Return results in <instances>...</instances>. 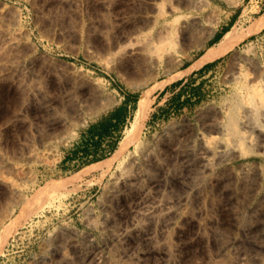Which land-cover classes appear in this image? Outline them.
<instances>
[{
    "label": "rangeland",
    "instance_id": "rangeland-1",
    "mask_svg": "<svg viewBox=\"0 0 264 264\" xmlns=\"http://www.w3.org/2000/svg\"><path fill=\"white\" fill-rule=\"evenodd\" d=\"M58 1L0 0V231L18 222L0 264H264V139L250 138L245 129L242 145L221 135L233 151L211 168L193 167L189 154L216 135L212 118L225 125L235 115L239 125H258L264 136V103L253 99L258 93L264 100V0H205L198 8L184 0L189 6L179 0ZM253 5L260 8L252 13ZM237 19L244 37L236 47L196 62ZM164 22L171 24L169 34ZM195 24L203 27L195 30ZM175 30L191 37L177 38ZM150 45L159 50L149 53ZM165 54L181 60L166 61ZM144 90L151 107L138 146L131 143L122 161L110 159L121 139L100 160L92 159L111 142L86 156L96 146L89 126L129 94L123 137ZM64 179L70 181L57 191L20 203Z\"/></svg>",
    "mask_w": 264,
    "mask_h": 264
},
{
    "label": "bare ground",
    "instance_id": "bare-ground-1",
    "mask_svg": "<svg viewBox=\"0 0 264 264\" xmlns=\"http://www.w3.org/2000/svg\"><path fill=\"white\" fill-rule=\"evenodd\" d=\"M56 1H58V0H56ZM64 2L66 1V0H63ZM185 2H191V6H192V4H193V6L194 5H198V4H201L202 2H204V4H205V0L203 1V0H195V3H192L193 2V0L191 1V0H184ZM59 2V1H58ZM64 2H61V0H60V4L61 3H64ZM154 2V1H153ZM153 2H152V5H153ZM178 2V1H177ZM179 2H180V5H179V3H178V5L179 6H184V3L185 2H183L182 4L183 5H181V1L179 0ZM57 3V2H56ZM157 3V2H156ZM158 4H160V3H157V5ZM161 4H162V2H161ZM204 4H201V5H204ZM154 5H155V2H154ZM165 4H163V6H164ZM187 5V4H186ZM184 6V7H187V6H189V4L187 5V6ZM200 5V6H201ZM158 6H161V7H159V8H162V10L164 9V7H162V5H158ZM158 6H155V8L157 7V10H154V11H158ZM175 7V6H174ZM177 7V6H176ZM175 7V8H176ZM195 7H199V5L198 6H195ZM195 7H193V8H195ZM202 7V6H201ZM171 8V7H170ZM175 8H173V9H175ZM190 8V7H189ZM259 6H254L253 5V7H251V8H249V12H254V11H257V10H259ZM172 9V8H171ZM160 10V9H159ZM161 11V10H160ZM172 11V10H171ZM159 12V11H158ZM161 13L162 12H160V13H158V14H160V16H161ZM157 14V15H158ZM185 15H186V13H185ZM241 15V14H240ZM151 16V15H150ZM182 16V15H181ZM184 16V15H183ZM152 17V16H151ZM177 17V16H176ZM175 16H174V19L176 18ZM156 18V17H155ZM178 19H179V17H177ZM151 19V18H150ZM178 19H176V22H177V20ZM188 19H192V18H188ZM195 19H199V17L197 16V18H196V16H195ZM153 20H154V22H155V19H154V16H153ZM183 20H184V18H183ZM186 20V19H185ZM184 20V21H185ZM193 20V19H192ZM168 21V20H167ZM175 21V20H174ZM195 21V20H194ZM192 22V24L193 23H196V22ZM197 21V20H196ZM150 22H153L152 21V19L150 20ZM153 22V23H154ZM170 22V21H169ZM168 22V23H169ZM198 22V21H197ZM166 22H164V24H163V28L166 26V25H171L170 23L169 24H165ZM185 23H187L186 21H185ZM200 23H201V21H200ZM174 24V23H173ZM180 24H181V21H180ZM184 24V22L182 23V25ZM188 24V23H187ZM191 24V25H192ZM204 24V23H203ZM165 25V26H164ZM185 25V28L184 29H190L191 28V26H189L188 28H186L187 26H186V24H184ZM199 24H195V26L196 27H194L195 28V30H199L200 29V27L198 26ZM176 26H178L177 24H176ZM176 26L174 27V29H176ZM193 26H194V24H193ZM197 26H198V28H197ZM170 28H171V26H169ZM202 27H203V25H202ZM201 27V28H202ZM242 27H243V24H242V22L239 20V19H237V20H235L233 23H232V25L222 34V36L215 42V43H213V44H211V45H209V46H207L206 48H205V50L201 53V55H199V57H198V59L196 60V62H198L199 64H205V63H207V62H211V61H214V60H216L217 58H219V57H221V56H223V55H225L226 53H228L230 50H232V49H234L235 47H236V45L242 40V38L244 37V35L242 34ZM259 27H261V28H263L264 27V11L261 13V15H260V20H259ZM162 28V27H161ZM168 27L166 26V30L167 31H165L166 33H168L169 32V30L168 29H170V28H168ZM177 28H179V27H177ZM181 28H183L182 26H180V30H181ZM193 28V27H192ZM158 29H160L159 27H158ZM184 29H183V32H184ZM179 30V29H178ZM180 30H179V33H180ZM193 30V29H192ZM195 30H193V31H195ZM159 31V30H158ZM161 31H162V29L160 30V32L158 33L159 35H163L164 34V32L163 33H161ZM182 31V30H181ZM171 32V31H170ZM173 32V31H172ZM171 32V33H172ZM174 32H176V30L174 31ZM196 32V31H195ZM212 32V31H211ZM170 33V34H171ZM178 33V31L176 32V34ZM179 33H178V35H179ZM182 33V32H181ZM186 33V32H185ZM188 33L189 34H193V33H191L190 31H188ZM144 34V33H143ZM157 34V35H158ZM169 34V33H168ZM176 34H174V36L176 35ZM161 35V37H164V38H161L160 37V39L161 40H165V36H162ZM164 35H166V34H164ZM172 35V34H171ZM170 35V36H171ZM183 37H185L184 39H186V37L187 36H190V35H183V34H181ZM181 35H179L177 38H181ZM194 35V34H193ZM193 35H192V37H193ZM209 35H211V33H209ZM167 36V35H166ZM142 37V36H141ZM146 37L148 38L149 36H147L146 35ZM182 37V38H183ZM191 37V36H190ZM189 37V38H190ZM206 37V36H205ZM207 37H208V35H207ZM140 38V37H139ZM176 38V37H175ZM181 38V39H182ZM141 40H143L142 38H140ZM159 39V38H158ZM167 39V38H166ZM169 39V38H168ZM171 39V38H170ZM169 39V40H170ZM183 39V40H184ZM187 39H188V37H187ZM139 40V39H138ZM141 40H140V43H141ZM145 40V39H144ZM161 40H158V41H160L161 42ZM177 40V39H176ZM204 40H206V39H204ZM150 41H152L151 40V37H150ZM150 41H147V42H150ZM165 41H167V40H165ZM171 41V40H170ZM170 41L169 42H166L167 43V45L168 44H170ZM172 41H174V42H176L174 39H172ZM172 41H171V43H172ZM178 41H180V40H178ZM177 41V42H178ZM185 41L186 40H184V43H185ZM187 41H189V40H187ZM186 41V42H187ZM203 41V40H202ZM146 42V43H147ZM154 42V41H153ZM152 42V43H153ZM176 42V43H177ZM183 42V41H182ZM182 42H180V44L182 43ZM139 43V41L137 42V44ZM139 43V44H140ZM144 43V45H145V41L143 42ZM142 43V44H143ZM155 43H157V42H155ZM175 43V45H177ZM165 43H163L162 42V45H164ZM178 44H179V42H178ZM179 44V45H180ZM183 44V43H182ZM186 44V43H185ZM136 45V44H135ZM160 45H161V43H160ZM161 45V46H162ZM174 45V44H173ZM184 45V44H183ZM202 45V44H201ZM138 46H140V45H138ZM142 46V45H141ZM157 47L159 46V45H156ZM160 46V47H161ZM185 46V45H184ZM135 47H137V45L135 46ZM145 47H147L146 45H145ZM157 47L156 48H154V46L152 47L151 45H150V47L148 48V52L150 53V52H152V54H153V52L155 51V49H157ZM164 47H165V45H164ZM164 47H163V52H164ZM169 47L171 48V46L169 45ZM172 47H174V46H172ZM134 48V47H133ZM142 48V47H141ZM151 48V49H150ZM152 48H153V50L154 51H150V50H152ZM132 49V48H131ZM144 49V48H143ZM166 49V48H165ZM175 49V48H174ZM173 49V50H174ZM133 50H135V48L134 49H132L131 51H133ZM139 50H140V48H139ZM139 50H137L136 52H135V54H138L139 52ZM142 50V49H141ZM145 50V49H144ZM157 50H159V49H157ZM157 50H156V52H157ZM170 50V49H169ZM186 49H184V50H181V51H185ZM127 51H129V48H128V50ZM128 52V53H132V52ZM168 51V50H167ZM172 51V50H171ZM176 51V50H175ZM125 52H126V50H125ZM138 52V53H137ZM143 53H144V51H142ZM147 52V53H148ZM156 52H154V53H156ZM160 52H162V51H160ZM160 52H158L157 54H158V56H156L155 58H157L158 57V59L159 58H162L163 56H161V53ZM162 52V53H163ZM170 52V51H169ZM127 53V52H126ZM133 53H134V51H133ZM143 53H141L140 52V54H143ZM168 53V52H167ZM171 53V52H170ZM169 53V54H170ZM176 53H178V52H176ZM172 54V53H171ZM180 54V53H179ZM130 55V54H129ZM144 55V54H143ZM148 54H146V56H147ZM155 55V54H154ZM189 55V54H188ZM188 55H187V59H188ZM138 56V55H137ZM146 56H144V57H146ZM166 54H165V58H166ZM176 56V55H175ZM181 56V55H180ZM179 56V57H180ZM46 57V56H45ZM140 57H141V55H140ZM148 57H149V55H148ZM151 57V59L153 60L154 58H152L153 56H150ZM168 57L169 58H171L172 57V60L174 61V62H176L177 60H181V59H177L176 57H174V59H173V55H171V56H169L168 55ZM167 57V58H168ZM26 58H28V57H26ZM38 58V57H37ZM40 58H42V57H40ZM166 58V59H167ZM49 59V58H48ZM166 59H164V60H166ZM28 60H30V58H28ZM155 60V62H156V60L157 59H154ZM24 61H25V59H24ZM31 61V60H30ZM29 61V63H31ZM32 61H33V59H32ZM41 61V60H40ZM46 61V60H45ZM49 61V60H48ZM158 61V60H157ZM166 61H170V62H172L171 60H166ZM182 61H184V60H182ZM26 62L28 63V61L26 60ZM42 62H43V60H42ZM47 62V61H46ZM45 62V63H46ZM53 62V61H52ZM154 62V61H153ZM162 62V61H161ZM165 62V61H164ZM174 62H172V63H174ZM179 62V61H178ZM181 62V61H180ZM35 63V62H34ZM48 63V62H47ZM156 63H159V62H156ZM166 63V62H165ZM169 63V62H168ZM32 64V63H31ZM44 64V63H43ZM161 64V63H160ZM170 64V63H169ZM51 65V64H50ZM179 65V64H178ZM32 66V65H31ZM35 66V65H34ZM40 66V65H39ZM42 66V65H41ZM48 66V65H47ZM46 66V67H47ZM166 66H167V64H166ZM10 67H12V68H14L13 67V65L11 64L10 65ZM45 66H44V69L46 68ZM49 69V68H48ZM54 69V68H53ZM57 71V70H56ZM54 72V71H53ZM49 73V72H48ZM51 74H52V72H51ZM263 75H264V73H263ZM263 75H262V79H264V77H263ZM249 82V81H248ZM250 83V82H249ZM257 85V84H256ZM260 85V84H259ZM246 87H248V86H246ZM250 87V86H249ZM264 88V87H263ZM249 89V88H248ZM261 89H262V87H261ZM250 91H252L251 89H249ZM248 90V91H249ZM254 91V92H253ZM252 92H253V94L252 95H249V92L247 93L246 91H244V92H246V94H243V95H246L249 99H248V101H251L252 99H251V97H249V96H254V95H256V92H255V90H253ZM261 91V90H260ZM249 95V96H248ZM258 93H257V97H258ZM246 96L244 97V99H246ZM261 96V95H260ZM260 96L258 97V98H260ZM255 97L256 96H254V101L255 100H259L260 101V103L262 102V103H264L263 101L264 100H260V99H262L263 97H261L260 99H257V97H256V99H255ZM243 101V100H242ZM253 100L251 101V103H253L254 102ZM237 102H239V101H237ZM256 102V101H255ZM243 103V102H242ZM257 103V102H256ZM260 103H258L259 105H260ZM244 104V103H243ZM240 105V104H239ZM254 105V104H253ZM256 105L257 104H255V106H254V109H256V111H257V107H256ZM262 105V104H261ZM150 107H151V98H149V91L148 90H144L142 93H141V96H140V99H139V101H138V107H137V109H136V113H135V116H134V119L132 120V125L129 127V128H127L126 130H125V132H124V135H123V137L121 138V140H120V142H119V145H118V147H117V149L114 151V153H113V155H112V157L110 158L111 159V161L112 160H114V159H120L121 161L123 160V159H125V157H126V151H128L127 149L129 148V146H130V144L131 143H135L136 144V146H138V142H137V140H136V138H137V136L139 135V133L141 132V130H142V127H143V125H144V121L146 120V118H147V116H148V113H149V111H150ZM240 107H241V105H240ZM243 107H244V105H243ZM247 107V106H246ZM245 107V108H246ZM256 107V108H255ZM248 108V107H247ZM246 108V109H247ZM235 109H236V107H235ZM235 109H234V111H235ZM251 111H252V109L251 108H249ZM261 107H260V111H261ZM71 110V109H70ZM237 110V109H236ZM243 110V109H242ZM263 110V109H262ZM233 111V112H234ZM237 111H239L240 112V110H237ZM255 111V112H256ZM218 112H220V111H218ZM217 112V113H218ZM238 112V113H239ZM264 112V111H263ZM262 111H261V113L262 114H264ZM237 113V112H236ZM243 113V112H242ZM251 113V112H250ZM226 114V113H225ZM244 114V113H243ZM252 114H253V112H252ZM257 114V113H256ZM256 114H254L255 116H256ZM261 114V115H262ZM217 115V114H216ZM220 115V114H219ZM222 115V114H221ZM240 115H241V112H240ZM245 115V114H244ZM215 116V115H214ZM231 116V118H229L230 120H228V122H227V124H225V125H223V123L221 122V121H218V119H217V121H215L213 118H212V120H211V122H209V124L208 125H210L209 126V129L211 130V132L213 131V132H215L216 133V135H213L212 134V137L211 138H203V137H201V138H203V140H201L202 142H201V144H200V146H199V148H197L196 149V151H194V152H189V154H191L192 153V155L194 156V158L195 159H193L192 158V160H194V162H195V164H193V167L198 163V164H200V163H202L205 167H207V168H211V166L213 165V160L215 159V158H217V157H219V158H221V157H224V156H222V155H224L225 153H226V150H227V145H226V143H224L223 141V139L221 138V135L222 136H224L225 137V139L226 140H229V141H231V140H233V139H236V141H237V138H239L238 139V141L240 140V142H242L241 144H240V142L238 143V146H239V144L240 145H242V144H244V142L246 141L245 139V137H247V138H249L247 135H249L250 136V138H251V136L254 134L255 136H256V141L257 140H261L262 138L264 139V136L261 134V128H259V126L258 125H254V126H249L247 123L248 122H246L245 120V122L243 121V126L240 124L239 125V120H237V118L235 117V115L234 116H232V114L230 115ZM216 117V116H215ZM218 117V116H217ZM221 117V116H220ZM248 117H250V116H248ZM253 117V116H252ZM252 117H250V118H252ZM256 117H258V116H256ZM259 117H260V115H259ZM242 118V117H241ZM243 118H244V116H243ZM221 119L223 120V117H221ZM240 119V118H239ZM249 121V120H248ZM250 123L251 122H253L252 120H250L249 121ZM226 123V122H225ZM246 128H248V129H246ZM244 131V129H245V131L247 130V131H249L250 132V134H249V132H248V134L247 135H243V134H245L242 130ZM263 132V131H262ZM211 134V133H210ZM219 136H218V135ZM204 135V134H203ZM243 136H245L244 138H243ZM263 136V137H262ZM204 137H205V135H204ZM241 138V139H240ZM262 139V140H263ZM242 140V141H241ZM243 140H244V142H243ZM236 141L235 142H233V143H236ZM258 142H260L261 143V141H258ZM229 143H231V142H229ZM247 143V142H246ZM262 144V143H261ZM261 144H259L258 143V145H261ZM230 146V148H231V144H229ZM233 145H235V144H233ZM237 146V147H238ZM241 147V146H240ZM244 147V146H243ZM242 147V148H243ZM232 148H234V147H232ZM239 148V147H238ZM241 148V149H242ZM229 151V148H228V150H227V152ZM233 151V150H232ZM232 151H229V153L230 152H232ZM244 151H246L245 149H244ZM247 152V151H246ZM239 154V153H238ZM187 157H188V155H187ZM218 158V159H219ZM225 158V157H224ZM226 158H228V157H226ZM225 158V159H226ZM232 158V157H231ZM222 159V158H221ZM223 160V159H222ZM104 161H106V159L105 160H103V161H100V163H103ZM219 161V160H218ZM224 161V160H223ZM215 164H216V162H214ZM220 164H221V162H220ZM192 165H191V162H186L185 163V165H184V167H185V169L187 170V168L189 169L190 167H191ZM184 168H183V172L182 173H184V170H185ZM212 169H215V168H212ZM88 170V168L87 169H85V171H87ZM185 173L187 174L188 173V171L186 172L185 171ZM184 173V175H186ZM181 176H183V174L181 175ZM180 176V177H181ZM178 179V178H177ZM176 179V180H177ZM160 180V179H159ZM159 180H156V179H153V180H151L152 182L151 183H154V184H157V183H159ZM179 180H181L180 178H179ZM70 180L69 179H64V180H53V181H51V182H48L47 184H45L44 186H41L40 188H37L34 192H33V195H32V197L30 198V199H26L25 197L24 198H20L19 200H21L20 201V203H27V202H29V201H32V200H34V199H36L37 197H39L43 192H45L46 190H48V189H50V190H52V191H57L58 189H60L61 187H63V186H65L68 182H69ZM10 184L11 185H13L11 182H10ZM9 184V185H10ZM14 186V185H13ZM12 187V186H11ZM15 188V187H14ZM17 189V188H16ZM22 196V195H21ZM149 207V206H148ZM150 207H151V209L154 207L153 205H151L150 204ZM149 207V208H150ZM150 209V210H151ZM151 212V211H150ZM178 212V211H177ZM18 226V222H17V220L15 219V220H11V222L9 223V224H7L6 226H4L3 227V229L0 231V253L1 252H3V250L6 248V246H7V244L9 243V241H10V237L13 235V233L17 230V227Z\"/></svg>",
    "mask_w": 264,
    "mask_h": 264
},
{
    "label": "crops",
    "instance_id": "crops-1",
    "mask_svg": "<svg viewBox=\"0 0 264 264\" xmlns=\"http://www.w3.org/2000/svg\"><path fill=\"white\" fill-rule=\"evenodd\" d=\"M257 2L260 3V2H263V0H258ZM233 22H231V25ZM131 97L132 96H130L128 94L127 99H125V101L122 105L118 106L109 115H106L104 118H101L99 121H97L96 123H92L89 126L86 133L88 134L90 140L93 143L97 144V146L93 147L92 153L85 151L86 156H93L94 153L98 150L102 151L101 144L104 147V146H106V143L110 144V142H111L109 149L105 148V150H106L105 154H107V152L111 149L112 143H114L120 137V135H121L120 133H122V129L128 124V121L131 118L129 112L126 114L127 108L130 107V105H131L130 104L131 103V101H130ZM102 123H106V124L108 123L109 124L108 130L105 133H101L100 127H101ZM89 150L91 151L92 149H89ZM102 153H104V152L98 153L97 155L98 156L104 155Z\"/></svg>",
    "mask_w": 264,
    "mask_h": 264
},
{
    "label": "trees",
    "instance_id": "trees-1",
    "mask_svg": "<svg viewBox=\"0 0 264 264\" xmlns=\"http://www.w3.org/2000/svg\"><path fill=\"white\" fill-rule=\"evenodd\" d=\"M222 34L223 33H217L216 35H215V37H214V39L209 43V45L210 44H213V43H215L221 36H222ZM202 53V52H201ZM201 53H200V55H201ZM127 99V98H126ZM108 127H109V124L107 123H102V125H101V127H100V129H101V133H105V132H107V130H108ZM121 137H122V134L120 135V137L114 142V143H112V145H111V149L109 150V153L110 152H113L114 151V149L117 147V145H118V142H119V140L121 139ZM95 144V143H94ZM96 146H97V144H95ZM96 146H94V147H96ZM105 155H107V154H104V155H102L101 157H99L98 155H93L94 157V159H92L93 161H97V160H100V159H102V158H104V156Z\"/></svg>",
    "mask_w": 264,
    "mask_h": 264
}]
</instances>
